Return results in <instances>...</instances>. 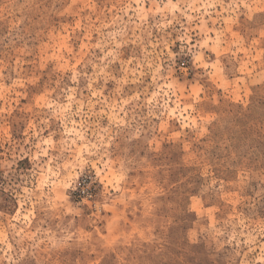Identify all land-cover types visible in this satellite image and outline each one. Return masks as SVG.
Wrapping results in <instances>:
<instances>
[{"label": "rangeland", "instance_id": "1", "mask_svg": "<svg viewBox=\"0 0 264 264\" xmlns=\"http://www.w3.org/2000/svg\"><path fill=\"white\" fill-rule=\"evenodd\" d=\"M0 264H264V0H0Z\"/></svg>", "mask_w": 264, "mask_h": 264}]
</instances>
